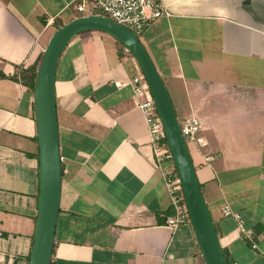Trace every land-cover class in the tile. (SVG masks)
<instances>
[{
  "label": "crops",
  "instance_id": "obj_1",
  "mask_svg": "<svg viewBox=\"0 0 264 264\" xmlns=\"http://www.w3.org/2000/svg\"><path fill=\"white\" fill-rule=\"evenodd\" d=\"M75 1L0 0V264H28L37 214L33 97L20 74L84 15ZM158 1L165 15L139 39L178 121L201 123L187 148L221 247L230 264H264V0ZM139 71L99 31L76 35L58 59L50 264H205L192 227L166 225L170 199L128 84Z\"/></svg>",
  "mask_w": 264,
  "mask_h": 264
},
{
  "label": "water",
  "instance_id": "obj_2",
  "mask_svg": "<svg viewBox=\"0 0 264 264\" xmlns=\"http://www.w3.org/2000/svg\"><path fill=\"white\" fill-rule=\"evenodd\" d=\"M99 31L113 37L135 58L152 95L178 176L191 227L205 264H229L206 206L195 168L179 128L170 95L139 37L101 15L76 17L51 35L37 67L32 92L37 133L39 189L28 264H50L61 197L62 166L55 101L58 59L76 35Z\"/></svg>",
  "mask_w": 264,
  "mask_h": 264
},
{
  "label": "built area",
  "instance_id": "obj_3",
  "mask_svg": "<svg viewBox=\"0 0 264 264\" xmlns=\"http://www.w3.org/2000/svg\"><path fill=\"white\" fill-rule=\"evenodd\" d=\"M74 7L77 12L84 14L83 16L101 15L117 24L128 27L138 37L156 19L165 15V11L158 0H76ZM128 84L132 90L135 106L143 114L149 132L155 165L161 173L166 193L170 199V215L166 218V225L172 230L191 226L181 185L165 140L164 130L141 70L129 80ZM179 128L186 145L189 142L198 141V135L201 131L199 119L186 118L179 122ZM223 213L227 215L231 214V211L225 207ZM233 216L238 220L239 228L244 232L240 216L238 214H233Z\"/></svg>",
  "mask_w": 264,
  "mask_h": 264
},
{
  "label": "trees",
  "instance_id": "obj_4",
  "mask_svg": "<svg viewBox=\"0 0 264 264\" xmlns=\"http://www.w3.org/2000/svg\"><path fill=\"white\" fill-rule=\"evenodd\" d=\"M36 71H37V67H34V68H29L28 70H23V71H21V74H20V79L22 80L23 84L31 92H33V88H34Z\"/></svg>",
  "mask_w": 264,
  "mask_h": 264
}]
</instances>
